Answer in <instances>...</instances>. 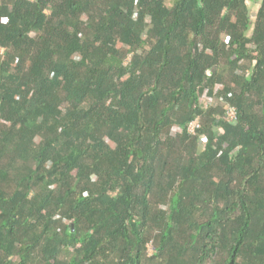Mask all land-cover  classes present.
<instances>
[{"label": "trees", "instance_id": "16d2710c", "mask_svg": "<svg viewBox=\"0 0 264 264\" xmlns=\"http://www.w3.org/2000/svg\"><path fill=\"white\" fill-rule=\"evenodd\" d=\"M0 264H264V0H0Z\"/></svg>", "mask_w": 264, "mask_h": 264}, {"label": "built area", "instance_id": "2783aa9c", "mask_svg": "<svg viewBox=\"0 0 264 264\" xmlns=\"http://www.w3.org/2000/svg\"><path fill=\"white\" fill-rule=\"evenodd\" d=\"M130 57V56H129ZM221 87L220 84L216 86V91ZM215 91V93H216ZM202 101H205L207 104H212L215 97L210 94L209 88H206L203 94L200 98ZM227 120L231 123H235L237 121V112L236 109L233 106H228V112H227ZM201 126L200 120L197 118L196 120L192 121L189 124V130L192 132H196L197 128ZM87 193H85L86 195Z\"/></svg>", "mask_w": 264, "mask_h": 264}, {"label": "rangeland", "instance_id": "374dc122", "mask_svg": "<svg viewBox=\"0 0 264 264\" xmlns=\"http://www.w3.org/2000/svg\"><path fill=\"white\" fill-rule=\"evenodd\" d=\"M251 1H253V0H251ZM254 4H256V5H254ZM251 5H252V7H254V9L256 10V7L258 6V3H257V2H251ZM178 129H179L178 126L174 127V132H177ZM110 143H111V142H110ZM111 144L113 145V143H111ZM153 249H154V248H153V244H149V253H152Z\"/></svg>", "mask_w": 264, "mask_h": 264}]
</instances>
